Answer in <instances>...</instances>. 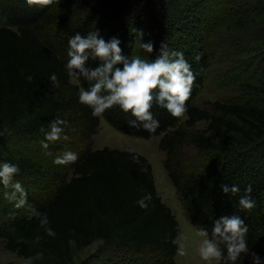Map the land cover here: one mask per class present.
I'll return each instance as SVG.
<instances>
[{"label":"trees","instance_id":"1","mask_svg":"<svg viewBox=\"0 0 264 264\" xmlns=\"http://www.w3.org/2000/svg\"><path fill=\"white\" fill-rule=\"evenodd\" d=\"M94 5L118 14L115 0H0V126L6 124L11 135L42 145L49 122L61 118L67 121L64 131L50 140L55 147L47 141V149L78 153L75 162L66 164L52 163L54 156L44 158L38 148L5 156L4 161L19 165L14 176L33 187L22 205L0 195V238L5 248L25 259L24 264H70L74 250L100 240L105 247L153 256L142 264H175L180 228L157 193L149 160L137 151H125L127 147L87 146L101 116L125 134L159 137L168 177L192 224L208 228L211 235L213 221L220 216L238 214L245 220L249 252L241 253L235 264H253L251 253L264 258V84L247 85L256 98L260 96L258 100H214L211 111L196 103L217 42L226 56L238 54L243 60L264 53V0H167L155 11L143 8L145 13L131 19V24L111 23L110 17L81 24L74 18L76 10L84 7L96 15ZM146 24L152 28V53L138 47L137 32L127 31L129 26ZM224 25L229 29L217 39ZM95 29L106 40L118 36L125 55L155 58L162 41L170 50L183 51L196 73L187 111L172 116L154 103L150 111L160 121L155 133L130 127L127 121L134 117L118 105L94 115L78 98L89 82L75 80L65 65L69 37ZM197 53L199 60L194 58ZM86 63L95 67L100 61ZM258 69L264 79V62ZM52 73L59 84L50 80ZM200 121L205 126L193 129ZM190 144L200 151L225 152V159L212 169L188 171L181 162ZM225 183L238 184L241 191L224 193ZM249 184L256 204L241 209L238 200ZM146 192L152 199L141 207L137 200ZM44 215L48 224L40 223ZM49 227L55 235L48 234ZM219 262L224 264L222 259Z\"/></svg>","mask_w":264,"mask_h":264},{"label":"clouds","instance_id":"2","mask_svg":"<svg viewBox=\"0 0 264 264\" xmlns=\"http://www.w3.org/2000/svg\"><path fill=\"white\" fill-rule=\"evenodd\" d=\"M51 2V0H48ZM138 33L136 41L140 49L152 53L154 42L143 40V31ZM121 41L118 36L105 39L99 29L90 30L87 34L76 32L68 39L66 69L75 78L89 82L88 87L81 88L78 93L79 101L92 108L93 114L98 115L106 109L118 105L125 113L134 119L127 121L130 127H142L149 133H155L160 121L150 111L152 105L166 109L172 116H181L187 111L186 101L192 94L193 84L196 80L191 64L185 58L183 51L170 50L164 41L161 42L155 58H146L139 54L125 55L122 52ZM200 59L197 53L194 57ZM99 60L100 63L91 67L86 62ZM50 80L59 84L55 73ZM66 120L55 118L49 122L50 130L45 133L46 140L41 144L48 147L47 141L60 138L64 131ZM125 151L134 153L133 147H127ZM78 153L65 151L54 160L58 164L75 162ZM134 161H139L137 155H133ZM20 171L19 165L11 161H0V183L9 185L13 181V175ZM141 171H146L141 168ZM15 190L10 198H15L17 192L21 194L19 205L24 204V189L19 181L12 183ZM224 193L236 194L241 191L238 184H222ZM244 194L239 197L238 204L241 209H251L256 201L251 196L252 186L244 188ZM152 194L146 192L137 203L141 207H147ZM18 205V206H19ZM35 212L36 210L33 209ZM37 215H42L36 212ZM48 224L46 215L40 221ZM198 232L203 237L199 244V255L204 261L222 259L224 264H235L241 253H248L249 247L246 239L248 225L238 214L223 215L213 221L211 235L206 227H199ZM49 235H55V231L47 228ZM40 239L39 236L36 237ZM223 245V248L221 247ZM224 249H226V254ZM253 264H264V258L256 253H251Z\"/></svg>","mask_w":264,"mask_h":264},{"label":"rangeland","instance_id":"3","mask_svg":"<svg viewBox=\"0 0 264 264\" xmlns=\"http://www.w3.org/2000/svg\"><path fill=\"white\" fill-rule=\"evenodd\" d=\"M115 1L117 2L116 8L118 14L110 15V13H113L114 11L94 5L93 8L95 11H98L96 15L91 13L89 8L84 7L76 10L74 13V18L77 19L81 24L97 19L102 21L109 17V21L111 23H119L124 21V23L131 24V19L140 14V12L145 13V10L148 12L149 9L155 11L156 6H158V8H162L167 2V0ZM143 8H145L144 11H142ZM111 17H116V19H112ZM228 25H224L223 27L219 28L220 34H218L217 39H219L224 34L223 29H229ZM134 30H142L144 33L143 40H150L152 33L151 24H146L142 27H137V25L129 26L127 29L128 32H136ZM174 33H177V31H174ZM135 34L138 36V33ZM215 40L216 38L214 41ZM245 44L250 46L252 43L245 42ZM257 45L260 46V43ZM218 46L219 45L217 42V46L214 48L211 64L207 71L203 89L197 97L196 103L200 107H204L211 111L210 103L214 100H258L260 96H257L256 98V94L250 91L247 85L255 83L264 84V79L261 78L258 69L260 64L264 62V53H262L256 59L253 58L243 60V58H240L238 54L226 56L225 51L222 48L223 46ZM204 126L205 123L200 121L194 126L193 129H202ZM0 129V161H4L3 159H5L6 155H12L13 153H16V151L36 150L38 148L37 153H42L44 158L48 155L54 156L52 163H55V158L65 152V150L62 151V149L44 148L42 145H38V143L34 142L33 140L20 139L18 136L15 137L9 133L6 124H4V126H0ZM50 143V146L55 147L53 142L50 141ZM71 145L78 147L77 144L74 143ZM73 146H69V149ZM87 146L91 149L102 148L104 146L123 149L131 146L135 151L145 156L152 166V175L157 193L161 197L162 201L171 209L180 228V232L176 237L177 251L174 256L175 264H209L208 261L202 260L199 255L198 247L203 239L197 230L199 227L192 224L189 218L185 216L177 198L174 185L168 177L167 168L165 165V153L159 147V137L145 139L125 134L111 126L103 117L100 116V122L97 131L92 135L91 139L87 143ZM225 156V152L200 151L190 144L185 148L181 163L188 171H204L216 167L217 164H220L225 159ZM15 181H19L22 185V188L24 189L23 198L25 202H27L31 197L30 195L32 194V191L29 192V190H31L33 187L26 185L24 179L14 175L13 181L9 185L0 183V195H8L10 197L11 193L15 191L12 187V183ZM21 198V194L17 192L13 200L16 203H19ZM151 259H153V256L147 258L140 257L128 249L121 250L105 247L100 240H96L82 249L74 250L73 259L70 264H142L143 261L146 263ZM24 263L25 259L18 256L15 252L7 250L5 248L4 239L0 238V264ZM211 264H220V262L218 259L214 258L211 261Z\"/></svg>","mask_w":264,"mask_h":264}]
</instances>
